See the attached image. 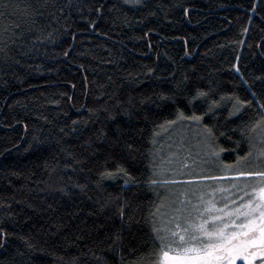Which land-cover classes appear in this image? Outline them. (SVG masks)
Segmentation results:
<instances>
[{"label": "trees", "instance_id": "obj_1", "mask_svg": "<svg viewBox=\"0 0 264 264\" xmlns=\"http://www.w3.org/2000/svg\"><path fill=\"white\" fill-rule=\"evenodd\" d=\"M0 13V264H157V137L215 100L200 125L223 164L249 156L264 0H0ZM199 91L210 99L189 103ZM160 94L173 100L157 107ZM235 98L250 103L234 113ZM121 209L134 222L114 243Z\"/></svg>", "mask_w": 264, "mask_h": 264}, {"label": "rangeland", "instance_id": "obj_2", "mask_svg": "<svg viewBox=\"0 0 264 264\" xmlns=\"http://www.w3.org/2000/svg\"><path fill=\"white\" fill-rule=\"evenodd\" d=\"M209 143L200 123L184 118L157 137L154 152V171L157 178L154 188L159 196L156 228L179 231L175 224L185 227L184 217L191 213V219L195 220L197 213L193 209L199 208L203 211L208 201H212L217 208H223L225 203L229 209L238 207L241 203L240 197L243 196V192L238 189L248 184L247 190L251 192L252 186H258L259 178L237 177V172L264 171V126L255 130L250 155L230 168L223 164L212 141L211 149ZM213 149L218 156L212 154ZM233 184L237 187L234 188ZM231 201H235V204ZM259 235L257 232V245H246L247 251L252 252L255 247H259ZM247 240L248 237L241 236L234 243ZM176 247L174 244L173 248ZM170 255H175V252ZM239 263L246 264L238 257L235 264ZM157 264H161L160 253ZM252 264H264V261L257 257Z\"/></svg>", "mask_w": 264, "mask_h": 264}, {"label": "snow or ice", "instance_id": "obj_3", "mask_svg": "<svg viewBox=\"0 0 264 264\" xmlns=\"http://www.w3.org/2000/svg\"><path fill=\"white\" fill-rule=\"evenodd\" d=\"M143 2L144 0H125V3L132 6L140 5ZM253 95L255 94L253 93ZM200 98H202V103L207 102L210 99L209 93L199 91L189 103ZM220 99L223 100L224 97ZM159 100L161 104H157V107L162 106V103L173 100V97L160 94ZM153 103H156V101H153ZM246 103L250 102L235 98V103L232 105L234 113H238ZM216 106L217 101L211 100L208 104L207 111L201 115H197L195 112L190 116H183V113L180 115L186 120L201 123L204 116L212 113ZM260 107L264 108V105H260ZM262 122L264 121H257L253 127V131ZM166 123L171 124L175 123V121H167ZM203 127L206 136L209 138V148L211 149V141L215 139L213 130L208 125H204ZM128 148L131 150L132 145L129 144ZM212 154L218 156V153L214 149ZM244 159L245 157H240L236 163L239 164ZM226 167L230 168L231 165ZM116 173L124 177H129L125 179V184L131 182V177L124 167H118ZM103 175L111 177L114 174L105 172ZM237 177L259 178L258 186H252L251 192L247 190L249 188L248 184H244L243 187L238 189L243 192V196L240 197L241 203L238 207L229 209L228 204L225 203L223 208H217L212 201H208L207 207L203 211L199 208L193 209L197 213L195 220L191 219V213H189V216L184 217L185 227L181 228L179 223L175 224V228L179 229V231L171 229L162 230L155 226L153 227V231L156 234L155 240L158 241L160 246L161 264H235L238 257L242 258L246 264H252L257 257H260L264 261V171L239 170ZM212 179H215V177H212ZM152 183H156V181H152ZM232 186L234 188L237 187L235 184ZM245 197L248 199L245 200ZM231 203L235 204V201H231ZM226 209L228 210L226 211ZM119 215L122 220V225L120 232L115 234L114 243L122 240L123 229L125 227L131 228L134 222L131 216L128 217L127 221H124L125 214L123 209L120 210ZM257 232L260 234L259 247H255L254 251L249 252L247 251V246L257 245ZM7 235L8 233L3 228H0V248L5 247ZM241 236L248 237L247 242L241 241L234 243ZM174 244L177 245L176 248H173ZM28 247L31 248L32 245H28ZM172 252H175V255H170ZM17 254L20 256L24 255V253L20 252Z\"/></svg>", "mask_w": 264, "mask_h": 264}]
</instances>
